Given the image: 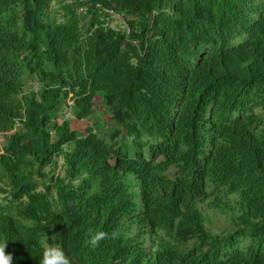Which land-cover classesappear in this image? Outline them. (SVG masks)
Returning a JSON list of instances; mask_svg holds the SVG:
<instances>
[{"label": "trees", "instance_id": "16d2710c", "mask_svg": "<svg viewBox=\"0 0 264 264\" xmlns=\"http://www.w3.org/2000/svg\"><path fill=\"white\" fill-rule=\"evenodd\" d=\"M54 2L0 0L12 264H264V0Z\"/></svg>", "mask_w": 264, "mask_h": 264}, {"label": "rangeland", "instance_id": "374dc122", "mask_svg": "<svg viewBox=\"0 0 264 264\" xmlns=\"http://www.w3.org/2000/svg\"><path fill=\"white\" fill-rule=\"evenodd\" d=\"M52 4L54 6H57V4H55L54 0H52ZM109 24L112 25L113 27L120 28L123 26V19L121 16H114L110 19ZM244 38H245V34L239 35L231 41V44L236 45L238 42L242 41ZM70 116H71L70 111L65 110L63 112V115L59 117V121L64 117H70ZM86 122H84V121L83 122H76V124L85 125ZM90 122H92V119ZM3 139H4V137L2 134V135H0V147L3 144ZM46 171H48L49 175H51L53 172L54 173L62 172L61 158L60 157L58 158V161H57L55 168L48 166V167H46ZM2 197H3V194H0V198H2ZM202 205L204 208L203 214L205 216V224L209 230H211L213 232H220L222 230L227 231V230L232 229L233 224L231 222L230 217L227 214L220 213L217 210L207 208L206 206H204V204H202Z\"/></svg>", "mask_w": 264, "mask_h": 264}, {"label": "clouds", "instance_id": "9594fccd", "mask_svg": "<svg viewBox=\"0 0 264 264\" xmlns=\"http://www.w3.org/2000/svg\"><path fill=\"white\" fill-rule=\"evenodd\" d=\"M90 232V243L93 247L100 245L101 241L108 237L106 231H93ZM115 237V233L112 234ZM9 240H0V264H12L13 253L6 252V247ZM42 264H71V258L65 252L64 248L60 245L47 246L43 252Z\"/></svg>", "mask_w": 264, "mask_h": 264}, {"label": "built area", "instance_id": "2783aa9c", "mask_svg": "<svg viewBox=\"0 0 264 264\" xmlns=\"http://www.w3.org/2000/svg\"><path fill=\"white\" fill-rule=\"evenodd\" d=\"M79 10L82 11V7H80ZM105 11H107V12L110 14V19H111L112 17H114V16H119L118 13L114 12V11H113L112 9H110V8H106ZM110 19L108 20V24H109ZM109 25H110V24H109ZM110 26H112V25H110ZM123 26H124V27L126 28V30L128 31V27H127L125 24H123ZM112 27H113V26H112Z\"/></svg>", "mask_w": 264, "mask_h": 264}]
</instances>
